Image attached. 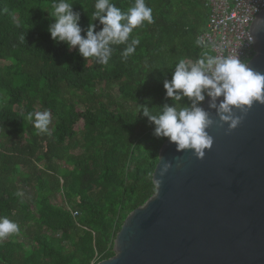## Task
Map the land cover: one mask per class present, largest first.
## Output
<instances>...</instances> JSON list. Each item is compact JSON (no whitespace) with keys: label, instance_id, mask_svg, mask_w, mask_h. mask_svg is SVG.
I'll return each mask as SVG.
<instances>
[{"label":"trees","instance_id":"trees-1","mask_svg":"<svg viewBox=\"0 0 264 264\" xmlns=\"http://www.w3.org/2000/svg\"><path fill=\"white\" fill-rule=\"evenodd\" d=\"M68 2L86 30L95 0ZM111 2L127 11L134 0ZM52 3L0 0V217L18 225L0 238V264H97L114 255L123 221L155 192L167 140L139 107L191 106L167 97L163 83L178 60L205 56L196 44L208 15L202 0H145L153 22L111 45L107 64L50 38ZM44 111L41 131L34 114Z\"/></svg>","mask_w":264,"mask_h":264},{"label":"water","instance_id":"water-1","mask_svg":"<svg viewBox=\"0 0 264 264\" xmlns=\"http://www.w3.org/2000/svg\"><path fill=\"white\" fill-rule=\"evenodd\" d=\"M260 19L264 9L249 30L256 53L247 65L264 74ZM212 103L207 96L199 106L213 121L211 147L198 158L162 144L154 194L123 221L114 255L97 264H264V104L254 102L229 130ZM165 162L170 168L160 176Z\"/></svg>","mask_w":264,"mask_h":264},{"label":"clouds","instance_id":"clouds-1","mask_svg":"<svg viewBox=\"0 0 264 264\" xmlns=\"http://www.w3.org/2000/svg\"><path fill=\"white\" fill-rule=\"evenodd\" d=\"M51 7L52 22L47 29L50 38L55 43H64L69 50L76 48L84 59L95 57L102 64H107L111 58V45L128 42L134 28L144 22H153L152 9L146 5L145 0H134L127 11H122L111 0H95L86 30L79 24L80 13L73 11L68 0H53ZM93 21L102 25L99 31H96L97 24ZM257 24L264 26V19L258 20ZM139 43V38L127 43L122 52L123 58L133 54ZM196 44L209 47L201 39H197ZM173 69L172 78L165 79L163 83L166 96L176 101L182 97L190 98L191 106H164L155 111L139 107L138 112L142 111L152 122L154 135L167 138L176 145L177 151L190 149L196 157L202 158L204 150L209 149L213 143L207 131L213 121L196 104L205 99V93L212 99L210 107L217 108L220 120L230 122L229 130L238 126L254 102L264 104V74L254 71L237 57L206 55L189 63L180 59ZM218 97H223L219 105L214 102ZM234 109L239 110L241 115H235ZM27 118L32 120L33 114L29 113ZM34 119L35 127L43 131L49 124V113H35ZM169 168L170 164L165 162L160 167V176H164ZM17 231L18 225L15 222L0 217V238Z\"/></svg>","mask_w":264,"mask_h":264},{"label":"built area","instance_id":"built-area-1","mask_svg":"<svg viewBox=\"0 0 264 264\" xmlns=\"http://www.w3.org/2000/svg\"><path fill=\"white\" fill-rule=\"evenodd\" d=\"M202 3L208 15L197 39L209 45L203 47L205 56H231L247 63L256 53L249 30L264 9V0H202Z\"/></svg>","mask_w":264,"mask_h":264},{"label":"rangeland","instance_id":"rangeland-1","mask_svg":"<svg viewBox=\"0 0 264 264\" xmlns=\"http://www.w3.org/2000/svg\"><path fill=\"white\" fill-rule=\"evenodd\" d=\"M131 109H133V108L131 107ZM76 129H77V130L80 129V126H77ZM54 201L57 202L58 204L61 203L59 197H56V199H55Z\"/></svg>","mask_w":264,"mask_h":264}]
</instances>
